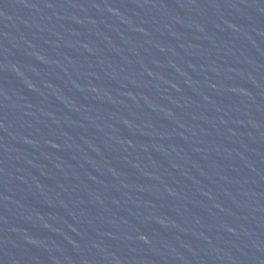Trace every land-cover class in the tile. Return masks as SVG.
I'll list each match as a JSON object with an SVG mask.
<instances>
[{
  "label": "water",
  "instance_id": "obj_1",
  "mask_svg": "<svg viewBox=\"0 0 264 264\" xmlns=\"http://www.w3.org/2000/svg\"><path fill=\"white\" fill-rule=\"evenodd\" d=\"M0 264H264V0H0Z\"/></svg>",
  "mask_w": 264,
  "mask_h": 264
}]
</instances>
